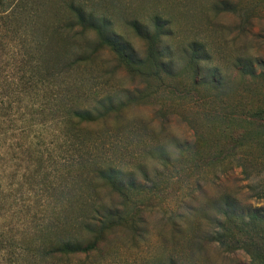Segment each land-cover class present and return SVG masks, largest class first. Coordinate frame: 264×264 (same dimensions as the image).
I'll return each mask as SVG.
<instances>
[{
  "label": "rangeland",
  "instance_id": "374dc122",
  "mask_svg": "<svg viewBox=\"0 0 264 264\" xmlns=\"http://www.w3.org/2000/svg\"><path fill=\"white\" fill-rule=\"evenodd\" d=\"M18 1L11 0L8 9ZM70 2L84 4L108 23L130 44L136 60L146 57L147 42L134 32V22L153 32L159 20L170 31L162 44L167 73L159 79L128 73L108 50L94 72L72 76L92 99L134 101L123 135L115 141L112 135L101 138L97 154L126 174V181L131 176L141 186L154 180L159 193L154 210L141 216L137 234L116 232L105 251L107 264H264V236L255 237L251 255L226 254L204 242L226 206L237 213L264 211V127L249 115L264 107V0H24L27 11L40 10L35 28L44 29L67 16ZM47 40L70 57L66 37ZM98 43L93 32L83 42L89 48ZM200 47L208 54L201 69L191 59ZM245 131L260 135L236 156H221L230 138ZM103 160L101 166L107 163ZM19 161L17 154L7 167L0 161V182L17 181ZM65 184L70 186L67 199L24 191L21 202L32 209L40 204L63 208L69 202L68 213L75 218L81 205L75 197L90 192L88 183L82 178L79 185ZM99 198L112 208L122 205L109 190ZM68 229L74 231V224Z\"/></svg>",
  "mask_w": 264,
  "mask_h": 264
},
{
  "label": "trees",
  "instance_id": "16d2710c",
  "mask_svg": "<svg viewBox=\"0 0 264 264\" xmlns=\"http://www.w3.org/2000/svg\"><path fill=\"white\" fill-rule=\"evenodd\" d=\"M10 3L0 0V161L7 167L17 154L20 173L13 183L0 182V264H107L105 251L116 232L128 229L137 234L141 216L154 210L159 193L154 180L141 186L131 176L126 181V174L97 154L101 138L112 135L115 141L123 135L129 120L126 112L134 101L92 99L72 76L94 72L102 51L108 50L128 73L159 79L167 73L162 44L170 31L159 20L153 32L134 22V32L147 42L146 57L136 60L130 44L82 3H68L67 16L46 29L35 28L40 10L27 11L24 0L9 10ZM91 32L99 39L93 48L83 44ZM51 36L70 41L69 58L47 40ZM207 55L200 47L191 59L201 69ZM249 115L264 127V107ZM259 135L237 133L220 150L221 156H236ZM50 137L55 140L48 142ZM99 160L107 163L101 166ZM82 178L90 192L75 197L81 201L75 218L68 213L73 208L69 202L63 208L40 204L36 209L21 202L19 192L24 191L67 199L66 181L79 185ZM59 179L64 182L57 183ZM103 189L119 196L122 205L104 204L99 198ZM141 192L149 197L136 198ZM216 223L204 242L226 254L245 251L251 255L255 237L264 236L262 209L237 213L228 205ZM69 224L76 231L69 230Z\"/></svg>",
  "mask_w": 264,
  "mask_h": 264
}]
</instances>
